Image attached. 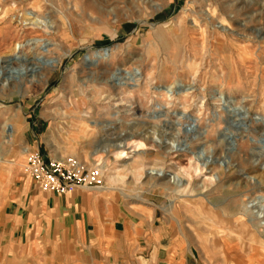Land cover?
<instances>
[{
  "label": "rangeland",
  "instance_id": "rangeland-1",
  "mask_svg": "<svg viewBox=\"0 0 264 264\" xmlns=\"http://www.w3.org/2000/svg\"><path fill=\"white\" fill-rule=\"evenodd\" d=\"M119 133L145 146L93 154ZM27 147L153 197L177 234L168 264H264L244 210L264 197V0H0V203Z\"/></svg>",
  "mask_w": 264,
  "mask_h": 264
},
{
  "label": "crops",
  "instance_id": "crops-1",
  "mask_svg": "<svg viewBox=\"0 0 264 264\" xmlns=\"http://www.w3.org/2000/svg\"><path fill=\"white\" fill-rule=\"evenodd\" d=\"M7 193L0 264L169 263L177 234L153 197L133 202L107 186L59 195L40 190L17 167Z\"/></svg>",
  "mask_w": 264,
  "mask_h": 264
},
{
  "label": "built area",
  "instance_id": "built-area-1",
  "mask_svg": "<svg viewBox=\"0 0 264 264\" xmlns=\"http://www.w3.org/2000/svg\"><path fill=\"white\" fill-rule=\"evenodd\" d=\"M23 171L40 190L59 195L71 193L78 187L85 189L103 187L104 175L99 163L87 168L73 158L52 159L38 150H29L26 153Z\"/></svg>",
  "mask_w": 264,
  "mask_h": 264
},
{
  "label": "bare ground",
  "instance_id": "bare-ground-1",
  "mask_svg": "<svg viewBox=\"0 0 264 264\" xmlns=\"http://www.w3.org/2000/svg\"><path fill=\"white\" fill-rule=\"evenodd\" d=\"M30 14L31 13H28V15H30ZM30 20H31L30 18L25 19V21H29V23L31 24L32 21L30 22ZM33 22L36 23L38 26H42L45 24L46 21L41 20V19H35ZM218 27L220 29H222L223 31L227 30V27L224 25V23H219ZM34 40L37 43L43 41L41 38H35ZM18 44H19V46H21V43H18ZM57 62H58L57 60H54L51 63H49V61H47V62H43V65H44V67L45 66L46 67H48V66L55 67L57 65ZM121 72H122V73H120L121 78L118 81L119 85H125L126 81H133L137 78H140V72L136 68L135 69H128V70L126 69V70H123ZM174 86H175L174 83L168 85V88H169L168 91L172 90V88ZM228 113L231 114V111L230 112L228 111ZM233 113L235 115V112H233ZM109 128L114 129L113 126H109ZM10 135H12L11 132H10ZM131 137H133V135H126L123 133H119L113 139L104 140L103 141L104 144L101 145L99 149H96L93 152V154H98L101 151L108 152L109 149L113 147L116 150L117 157L123 158V157H126L128 155L127 149H129L132 152H137L145 146V144L141 140H138V139H131L129 141L128 139H130ZM148 138H150L153 142H159V145L163 146L162 148H164V150L167 151L168 153L176 151V150L177 151L181 150L180 148H179V150L177 149V146H176L174 140H172L171 143H167V144L165 143V146H164V145H162L163 140H161L157 135L153 134L152 136H150ZM222 140H224V139H222ZM7 142L11 143V139H7ZM23 152L27 153L28 148H25L23 150ZM203 165L206 166V164H203ZM148 172H149L150 176H154V177H161V176L166 174V172L163 169H157V168H151ZM169 173H170L169 177H168L169 182L176 185L178 188L183 187L184 183L182 181V178H180L176 173H172V172H169ZM244 210L246 211V213L251 215L252 220L257 223V226H260L264 229V197L263 196L258 195L256 198L249 201V203H246V205L244 206ZM176 221L179 222L178 219H176Z\"/></svg>",
  "mask_w": 264,
  "mask_h": 264
}]
</instances>
